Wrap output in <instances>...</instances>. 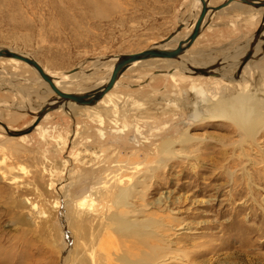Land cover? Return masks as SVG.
<instances>
[{"label": "rangeland", "instance_id": "obj_1", "mask_svg": "<svg viewBox=\"0 0 264 264\" xmlns=\"http://www.w3.org/2000/svg\"><path fill=\"white\" fill-rule=\"evenodd\" d=\"M201 9V0H0V48L104 85L121 55L158 46L180 24L187 39ZM155 60L127 68L96 105L62 107L33 67L0 58L10 130L54 105L29 133L0 124V264H264V125L241 136L203 101L230 102L247 85L264 112V7L212 12L184 54Z\"/></svg>", "mask_w": 264, "mask_h": 264}, {"label": "water", "instance_id": "obj_2", "mask_svg": "<svg viewBox=\"0 0 264 264\" xmlns=\"http://www.w3.org/2000/svg\"><path fill=\"white\" fill-rule=\"evenodd\" d=\"M202 2V9L200 12V15L195 23V26L190 33V35L187 37V39L182 40L179 42L177 47L174 48H162L160 47L163 44H166V42L170 41L178 32L183 27V24H180L179 27L171 33L169 36H167L161 44L155 47H151L148 49H145L140 52L136 53H130V54H124L121 55L118 58V61L116 62L113 72L111 74V77L109 78L108 82L105 83L104 85L89 90L85 91L82 93L78 92H68L62 90L60 87H58L55 83L56 77L52 75V73L48 72L42 64L35 59L32 56H29L24 53H20L17 51H14L9 48H0V58L6 57V58H15L20 61H23L27 64H29L31 67L35 69V71L39 74V76L47 82L51 89L58 95V102L60 104L64 103H74L78 105H88V106H93L96 105L100 100L104 98V96L110 92V90L114 87L116 84L117 80L121 76V74L134 62L140 61V60H147L151 58H167V59H176L179 58L182 54L185 53L186 50H188L196 41L198 36L201 34L202 31V25L204 20L206 19V16L210 10L212 12L219 11L223 8L228 7L230 4L233 2H238L242 4H248L256 7H264V0H225L224 2L220 3L219 5L216 6H209L210 0H201ZM80 70L79 67H75L71 70L68 71V74H74ZM54 105L50 104L47 105L44 109H42L39 113L38 119L34 125H32L28 130L26 131H12L10 130L9 126L2 121H0V124L3 125L8 133L12 136H20L26 133L31 132L34 127L40 122L42 117L53 109Z\"/></svg>", "mask_w": 264, "mask_h": 264}, {"label": "bare ground", "instance_id": "obj_3", "mask_svg": "<svg viewBox=\"0 0 264 264\" xmlns=\"http://www.w3.org/2000/svg\"><path fill=\"white\" fill-rule=\"evenodd\" d=\"M209 6H211V5L209 4ZM210 13H212V10H210L208 12V14L206 16V19H208V15ZM206 19L204 20V22L206 21ZM204 22H203L202 28L204 26ZM194 26H195V24H194ZM180 39L181 38H180L179 32H178L170 41L166 42V44H163L160 47H162V48H173V47H175V44L180 41ZM8 59L18 60V59H15V58H8ZM151 59H153L154 61H156L155 59H163L162 61H166V60L169 61V59H167V58H151ZM151 59L136 61V62L132 63L128 67V69H130L131 67H134L136 65H143L146 62H148V63L149 62H154ZM18 61H20V60H18ZM80 70H81V68H80ZM76 74H77V72L74 73V74H71V75L66 73V74H64L62 76H54V77H56L55 83H56V85L58 87H60L64 91L78 92V93H82V92L87 91L88 87H86V85L88 83L89 84H91V83L92 84H96V87L94 86L95 88H98V87L103 85V83L98 82L99 79L97 77H93L88 82H86L88 79H85L86 81L83 82V83L81 81L79 82V81H69L68 80V78L70 76H74ZM110 77H111V75L107 76L105 79H108ZM61 79H63V80H61ZM106 82H107V80H105V83ZM89 87H90V85H89ZM91 87H92V85H91ZM247 89H248L247 85H242L240 87L241 91L237 94V96L234 97V99L232 101L226 102V103H222V104H218V106H216V104H214V102H215L214 98L211 100V102L210 101L208 102V99H206V97H205L204 98L205 100H203V101H205V102L207 101L206 103L204 102V104L206 106H208V107H211L210 109L213 110L214 107H215L214 113H213V119H226V120H229V121H231L232 123L235 124V126L237 127V129L240 132L241 136L254 137L263 128L262 126L264 125V112L258 110L257 106L259 105V102L256 99H253L252 97H249V96L246 95V93H248ZM109 93L110 92H108L104 96V98L102 100L106 99V97H107V95ZM57 102H58V100H57ZM64 104H70L72 106L76 105V104L71 103V102L64 103ZM64 104H62L61 106L64 107ZM199 106L200 105H198L196 107H197L198 111H201ZM71 110H72V108H71ZM207 119L211 120V117L208 115ZM160 148H162L161 150L164 153H169L170 150H171L170 146H168L166 143H164ZM119 228L122 229V230H127L128 229L126 227H123V224Z\"/></svg>", "mask_w": 264, "mask_h": 264}, {"label": "flooded vegetation", "instance_id": "obj_4", "mask_svg": "<svg viewBox=\"0 0 264 264\" xmlns=\"http://www.w3.org/2000/svg\"><path fill=\"white\" fill-rule=\"evenodd\" d=\"M196 109H195V111H197V107H195Z\"/></svg>", "mask_w": 264, "mask_h": 264}]
</instances>
